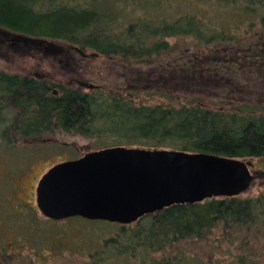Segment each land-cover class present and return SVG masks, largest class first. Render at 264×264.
Segmentation results:
<instances>
[{"label":"trees","instance_id":"1","mask_svg":"<svg viewBox=\"0 0 264 264\" xmlns=\"http://www.w3.org/2000/svg\"><path fill=\"white\" fill-rule=\"evenodd\" d=\"M177 1L0 0V27L62 40L128 64L155 62L170 53L176 47L170 38L190 37L199 46L232 40L224 24L219 25L222 29L207 26L203 9L182 10ZM195 3L214 4L225 12L234 8L246 19L263 7L264 0ZM260 23L264 28V13ZM62 134L139 148L264 158L263 111L216 110L193 102L136 103L118 93L89 92L0 69V232H24L36 247L69 252L78 250L72 245L75 235L89 237L94 248L84 264H116V260L117 264H204L181 244L206 238L217 225H223L228 236L237 227L264 228V192L249 198L173 204L130 224L81 217L48 220L34 204L20 202L16 195L35 163L61 146L43 141L45 137ZM238 259L237 264L255 263Z\"/></svg>","mask_w":264,"mask_h":264},{"label":"rangeland","instance_id":"2","mask_svg":"<svg viewBox=\"0 0 264 264\" xmlns=\"http://www.w3.org/2000/svg\"><path fill=\"white\" fill-rule=\"evenodd\" d=\"M177 2L182 10L203 9L207 26L217 28L224 24L232 40L199 46L190 37L170 38V43L176 46L170 53L155 62L128 64L89 49L80 50L62 40L32 37L0 27V69L50 79L89 92H114L131 97L136 103L178 106L193 102L216 110L264 112V28L260 23L264 5L245 19L236 14L234 8L225 12L214 4L195 5L194 0ZM43 141L61 146H57L49 158L36 162L22 178L16 195L20 202L35 205L37 182L57 161L92 150L131 147L110 139L66 134L47 135ZM243 161L251 165L254 178L238 197H256L264 192V158ZM226 233L223 225H217L206 238H190L181 246L204 264H237L240 257L254 264L264 263L263 227H252L248 231L237 227L231 236ZM0 235L3 246L0 247V264H84L87 253L94 248L91 239L81 235L72 238V245L78 246V250L70 252L36 247L24 232L4 230Z\"/></svg>","mask_w":264,"mask_h":264},{"label":"water","instance_id":"3","mask_svg":"<svg viewBox=\"0 0 264 264\" xmlns=\"http://www.w3.org/2000/svg\"><path fill=\"white\" fill-rule=\"evenodd\" d=\"M250 166L209 153L108 147L50 166L37 182L35 205L51 221L130 224L173 204L238 196L254 178Z\"/></svg>","mask_w":264,"mask_h":264}]
</instances>
